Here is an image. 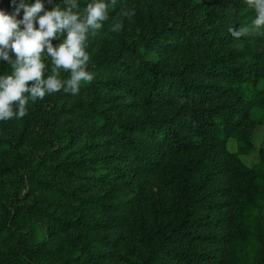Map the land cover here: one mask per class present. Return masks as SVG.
I'll return each instance as SVG.
<instances>
[{
    "label": "rangeland",
    "instance_id": "rangeland-1",
    "mask_svg": "<svg viewBox=\"0 0 264 264\" xmlns=\"http://www.w3.org/2000/svg\"><path fill=\"white\" fill-rule=\"evenodd\" d=\"M105 2L109 18L86 48L94 80L45 97L54 146L21 133L23 118L0 121V216L45 241L35 264H264V29L229 31L251 25L254 9ZM16 236L0 227V264H22L7 249Z\"/></svg>",
    "mask_w": 264,
    "mask_h": 264
},
{
    "label": "clouds",
    "instance_id": "clouds-1",
    "mask_svg": "<svg viewBox=\"0 0 264 264\" xmlns=\"http://www.w3.org/2000/svg\"><path fill=\"white\" fill-rule=\"evenodd\" d=\"M63 3V8L57 5L49 11L42 0L31 4L28 0H11L10 14L0 10V60L11 68L10 74L0 75V121L21 119L28 114L30 103L61 91L76 95L82 83L94 80V74L88 71L90 56L86 48L89 35L95 36L108 20L109 3L92 0L83 13L75 11L79 8L77 0ZM110 3L115 6L116 0ZM246 3L256 15L251 25L229 29L236 39L264 29V0ZM134 14L123 13L126 17ZM122 27L117 23L112 30ZM61 38L62 42L53 46L52 41ZM45 58L51 62V74L46 78ZM61 72L69 73V78L61 79Z\"/></svg>",
    "mask_w": 264,
    "mask_h": 264
},
{
    "label": "trees",
    "instance_id": "trees-1",
    "mask_svg": "<svg viewBox=\"0 0 264 264\" xmlns=\"http://www.w3.org/2000/svg\"><path fill=\"white\" fill-rule=\"evenodd\" d=\"M29 3L32 0H28ZM35 2V0H34ZM159 77V74H158ZM55 102L51 98H44L38 102L31 103L28 106V114L23 117V124L21 133L23 131L31 130L33 131L42 141L46 142L50 148L54 146V140L50 137L48 128L55 124L56 114H55ZM33 113V114H32ZM214 133L217 137L225 139L227 135V130L221 129L218 126H214ZM172 142H175V139L171 138ZM178 144V143H176ZM7 214L1 215L0 227L6 228L8 232H15L18 236L14 237L13 242L9 243L7 246L8 253L12 259L20 260L22 264H35L32 260L30 253L38 252L42 249L45 244V241L33 242L28 240L25 235L21 234L22 230L18 229L13 222L12 218ZM30 222H32L30 220ZM37 223V222H36Z\"/></svg>",
    "mask_w": 264,
    "mask_h": 264
}]
</instances>
